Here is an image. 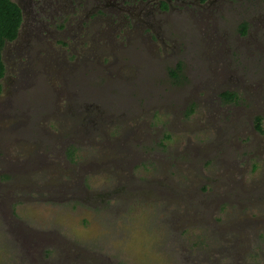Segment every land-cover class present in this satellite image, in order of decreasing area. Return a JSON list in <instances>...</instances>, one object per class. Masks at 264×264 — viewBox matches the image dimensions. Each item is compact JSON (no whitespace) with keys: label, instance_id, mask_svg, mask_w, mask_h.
Masks as SVG:
<instances>
[{"label":"rangeland","instance_id":"obj_1","mask_svg":"<svg viewBox=\"0 0 264 264\" xmlns=\"http://www.w3.org/2000/svg\"><path fill=\"white\" fill-rule=\"evenodd\" d=\"M153 2L40 0L59 15L6 45L0 264H264V0ZM174 193L215 220L170 227Z\"/></svg>","mask_w":264,"mask_h":264},{"label":"flooded vegetation","instance_id":"obj_2","mask_svg":"<svg viewBox=\"0 0 264 264\" xmlns=\"http://www.w3.org/2000/svg\"><path fill=\"white\" fill-rule=\"evenodd\" d=\"M11 1L16 3V5L19 7L20 22H19V26H18V29L16 32V36L12 40L5 41L2 48H1V59L3 61L4 68H5L4 59H6L4 56V53H5V48H6L7 44L14 43L19 38H21V40L23 41V43L20 44L21 49L29 52V47H27V46H29V44L31 42V40H29L30 36H33V38H34L38 32H40L43 29H46V25L49 23V20H47L46 18H49L50 16L53 17V14L59 15V11L57 9L58 6H55V8L52 9V12L46 11V8L43 6L35 7L34 3L38 2L40 0H28V2H23L24 3L23 5H21L19 0H11ZM138 1L140 3H144V2H147L149 0H138ZM204 1L205 0H201V3ZM176 2H177V0H154L153 3L156 6L157 11H158V13H156L157 18H155V20L156 21L162 20L161 13L174 9L175 6L173 4ZM24 14L26 15L27 20L29 19L31 21L36 22V24L30 26V30L28 32H26V37L21 36V34H22L21 30H22L23 21H24ZM240 28H241L242 32H244V34H246V31L248 29V23L247 22L240 23ZM30 31H33V32H30ZM54 33L56 34V31H48V34H50V35H52ZM61 43H63V42H61ZM21 56H23V54H21ZM25 56L27 57L29 55H25ZM177 65H179V69L177 71H178V74H180L182 69H183V64H182V62L177 61V64L175 66H177ZM4 73H5V71H3V75L0 77V80L4 77ZM171 74L173 75V69L171 71ZM0 88L2 90L1 82H0ZM1 90H0V92H1ZM100 95L102 96L101 92H100ZM218 95H219V98L226 103H228V102L236 103L237 100L239 99L238 94L235 92V89L234 90L233 89L220 90L218 92ZM128 111H129V107H128ZM130 115L132 116V114H130ZM254 120H255V127L254 128H256L258 131H262V127L260 124L261 116L257 115L254 118ZM245 128H246V126L242 127V129H245ZM75 150H76L75 146L74 147H71V146L64 147V149H63L64 157L68 161H72V157H73ZM225 150L226 149H219V150L207 149V150L202 151L201 153H206V154L207 153H225ZM5 155H6V153H0V181L2 179H7V174L3 171L4 160H6ZM205 157H207V156H205ZM88 192L91 195V197L93 198V200H95V201H99V199L103 196V191L99 192V193H94V192H90V191H88ZM135 192L140 193L142 191H140V190L136 191L135 190ZM144 193L146 194V196L151 197V192H148L146 190ZM86 194L88 195V193H86ZM109 194H110V192H109ZM204 200H205V198H203V200H200V201L203 202ZM161 202H162V204H161L162 221H164V217L166 216V219L169 222L170 227H172V228L178 227L177 222L179 220L185 221L188 224L192 223L193 221H197L198 223H201V221H206V220L208 221L209 219L215 220L214 217L211 216V212L215 206H217V205L220 206V203H221V201L219 200L216 202H208V203H204L201 205H199V204L193 205L190 201H185L184 199L177 197V193H174V195L171 197L165 196L164 199H158V203H161ZM181 206H182V208H181ZM110 212H113V208L110 210ZM110 212L109 213L100 212V214L106 215V214H110ZM191 217H193V218H191ZM16 221L19 222L17 219H16ZM161 225L164 226L163 223H161ZM17 240L19 242V248L25 249L26 251H28L30 242L33 241V242L38 243V241H44L43 237H41L40 235H38L36 233H33L28 228L24 234L19 232V234L17 236ZM44 243H45V241H44ZM100 262H101V264H104L103 260H100ZM41 264H43V263H41Z\"/></svg>","mask_w":264,"mask_h":264},{"label":"trees","instance_id":"obj_3","mask_svg":"<svg viewBox=\"0 0 264 264\" xmlns=\"http://www.w3.org/2000/svg\"><path fill=\"white\" fill-rule=\"evenodd\" d=\"M19 22L20 10L16 3L11 0H0V77L4 71L1 48L5 41L12 40L16 36ZM178 69L179 65L173 69V75H177L175 71Z\"/></svg>","mask_w":264,"mask_h":264}]
</instances>
